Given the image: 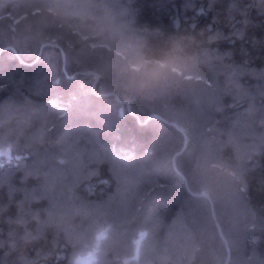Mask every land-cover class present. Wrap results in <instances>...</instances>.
Wrapping results in <instances>:
<instances>
[{
  "label": "trees",
  "instance_id": "obj_1",
  "mask_svg": "<svg viewBox=\"0 0 264 264\" xmlns=\"http://www.w3.org/2000/svg\"><path fill=\"white\" fill-rule=\"evenodd\" d=\"M0 264H264V0H0Z\"/></svg>",
  "mask_w": 264,
  "mask_h": 264
},
{
  "label": "water",
  "instance_id": "obj_2",
  "mask_svg": "<svg viewBox=\"0 0 264 264\" xmlns=\"http://www.w3.org/2000/svg\"><path fill=\"white\" fill-rule=\"evenodd\" d=\"M48 45H52L51 43H44L41 47V50L45 47V46H48ZM42 52V51H41ZM41 56V53L39 54L38 58ZM97 79H98V75H97ZM100 96H108L109 94L106 93V94H99ZM151 117H157V115H152ZM150 117V118H151ZM173 124L175 127L179 128V126L176 124V123H171ZM180 129V128H179Z\"/></svg>",
  "mask_w": 264,
  "mask_h": 264
}]
</instances>
